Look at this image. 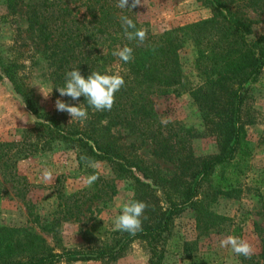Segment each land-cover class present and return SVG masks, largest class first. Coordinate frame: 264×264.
Segmentation results:
<instances>
[{
  "label": "trees",
  "instance_id": "trees-1",
  "mask_svg": "<svg viewBox=\"0 0 264 264\" xmlns=\"http://www.w3.org/2000/svg\"><path fill=\"white\" fill-rule=\"evenodd\" d=\"M207 8L206 19L153 34L148 23L138 18V7L120 9L118 0H28L25 13L28 30L33 29L52 66L54 89L64 86L66 72L79 68L87 78L91 72L119 74L125 85L115 94L110 111H96L81 96L62 101L88 111L84 121L66 117V112L38 111L32 90L24 83L12 62L0 64L12 91L33 118L23 138L34 141H60L76 150L78 161H102L112 174L132 181V200L148 207L142 217L143 231L132 236L118 231L117 238L91 249L38 250L27 241L0 239V264H56L64 261L115 260L134 240L145 243L147 264H161L163 242L173 219L186 209H194L198 221L206 224L214 216L207 213L199 196L204 187L211 190L204 199L216 196L235 198L248 170L251 149L245 139L241 110L248 85L264 69V32L250 38L255 15L264 14V0H194ZM131 3V0H129ZM127 15L136 27L147 30V39L137 46L128 41L120 16ZM189 42L193 48L192 66L199 84L188 89L206 129L214 132L218 151L195 157L183 134L170 124H162L153 109L152 96L178 93L183 87L178 53ZM133 48L134 59L124 63L112 53L118 47ZM59 93V92H58ZM120 126L136 132L153 145L155 156L174 162L177 173L163 174L140 164L128 155L110 134ZM12 142L0 143V171L15 175L14 161L27 157ZM86 158V159H85ZM135 174L141 176L140 181ZM102 186L114 193L112 184ZM264 257V246H262Z\"/></svg>",
  "mask_w": 264,
  "mask_h": 264
},
{
  "label": "rangeland",
  "instance_id": "rangeland-1",
  "mask_svg": "<svg viewBox=\"0 0 264 264\" xmlns=\"http://www.w3.org/2000/svg\"><path fill=\"white\" fill-rule=\"evenodd\" d=\"M28 0H0V64L12 62L24 83L32 90L38 111L56 110L62 99L52 84V66L41 47L36 32L27 28L25 3ZM138 18L148 23L151 33L159 34L210 16L207 8L194 0H145L138 6ZM255 22L250 38L264 32V14L247 10ZM183 87L178 93L152 96L153 109L160 120L167 118L183 134L193 156L217 153L218 137L206 129L188 89L199 84L192 66L193 48L185 43L178 53ZM49 93L47 99L42 92ZM66 117L70 118L67 113ZM245 139L251 155L240 193L235 198L216 196L204 187L199 200L214 216L206 224L198 221L194 209L177 215L163 242L161 264H264V69L248 85L241 110ZM32 116L24 108L7 79L0 78V143L14 142L29 153L14 161L15 175L0 171V239L27 241L42 251L91 249L117 238L114 220L125 203L133 197L132 181L117 178L105 162L78 161L76 150L60 141L24 139L31 128ZM110 134L141 161L140 164L163 174L177 173L175 163L155 156L150 141L136 132L115 126ZM51 170L54 179L45 182L42 172ZM91 175L98 179L89 186ZM144 181L140 175L135 174ZM101 179L112 184L114 193L102 186ZM99 218V219H98ZM233 235L247 240L254 249L251 258L235 254L230 247H220V240ZM148 252L142 240H134L113 261H64L56 264H147Z\"/></svg>",
  "mask_w": 264,
  "mask_h": 264
},
{
  "label": "clouds",
  "instance_id": "clouds-1",
  "mask_svg": "<svg viewBox=\"0 0 264 264\" xmlns=\"http://www.w3.org/2000/svg\"><path fill=\"white\" fill-rule=\"evenodd\" d=\"M145 4V0H143ZM142 0H118L117 7L120 9H133L141 6ZM121 26L124 30V35L128 41H135L137 46L142 45L147 39V30L137 28L136 24L127 15L120 16ZM113 56L118 57L124 63H129L134 59L133 48L127 45L118 47L112 53ZM125 85L123 76L119 74H101L100 72H91L85 78L79 68H74L66 72L64 86L56 88L61 97H70L73 101L78 100L81 96L85 97L87 104L96 111H110L115 103V94L121 90ZM41 91V90H40ZM42 92V91H41ZM45 99L49 97L51 92H42ZM57 111L66 112L70 115L71 120L79 121L87 120L88 111L82 107L70 105L61 99L55 101ZM162 124L169 123L167 118L161 120ZM86 159V158H85ZM42 178L45 182H50L54 179L51 170L45 169L42 172ZM98 179L97 175H91L87 178L86 183L91 186ZM148 205L145 202L132 200L125 203L122 207L121 213L116 216L113 224L114 231L126 232L129 235H136L143 231L142 217ZM99 219V218H98ZM220 247L228 248L240 256L251 258L254 254L253 246L242 238L228 235L220 240ZM63 264V262H61Z\"/></svg>",
  "mask_w": 264,
  "mask_h": 264
}]
</instances>
